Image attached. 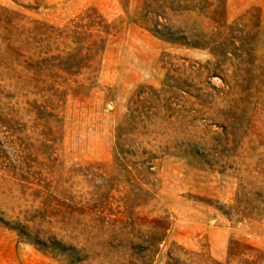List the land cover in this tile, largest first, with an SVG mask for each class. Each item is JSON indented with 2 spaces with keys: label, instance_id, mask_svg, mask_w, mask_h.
<instances>
[{
  "label": "rangeland",
  "instance_id": "1",
  "mask_svg": "<svg viewBox=\"0 0 264 264\" xmlns=\"http://www.w3.org/2000/svg\"><path fill=\"white\" fill-rule=\"evenodd\" d=\"M142 2L0 0L46 27L88 7L119 25L89 80L0 77V264L224 262L233 240L264 257V0H226L229 28L179 18L228 39L219 67L142 27Z\"/></svg>",
  "mask_w": 264,
  "mask_h": 264
},
{
  "label": "trees",
  "instance_id": "2",
  "mask_svg": "<svg viewBox=\"0 0 264 264\" xmlns=\"http://www.w3.org/2000/svg\"><path fill=\"white\" fill-rule=\"evenodd\" d=\"M14 1L30 8L18 3V0ZM119 1L128 7L129 0ZM192 14L208 18L218 29L229 28L226 23V0H143L139 22L152 34L171 44L207 49L214 57L213 64L221 66L233 56L227 50L228 39L201 43L197 39L200 33L179 19ZM118 31L119 25L108 20L95 7L86 8L62 27H46L41 21L0 5V77L16 68L23 69L28 77H32L30 74L37 72L34 68L37 64L41 73L54 69V76L64 81L84 72L89 80L99 69L108 39ZM212 33L211 36L220 32L216 30ZM155 221L159 235L156 239L150 238L149 246L154 245L153 241L162 243L167 237L169 223L165 217ZM260 252L254 245L233 240L228 245L226 260L220 262L210 256L204 259L176 257L170 247L164 264H264ZM147 258L137 262L148 264L152 258Z\"/></svg>",
  "mask_w": 264,
  "mask_h": 264
}]
</instances>
